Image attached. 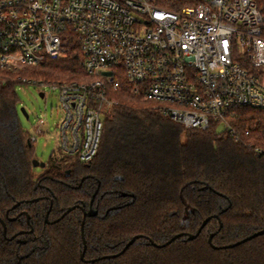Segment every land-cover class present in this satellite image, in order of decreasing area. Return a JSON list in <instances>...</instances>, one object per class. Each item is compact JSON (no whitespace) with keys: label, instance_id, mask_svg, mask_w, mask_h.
Segmentation results:
<instances>
[{"label":"trees","instance_id":"1","mask_svg":"<svg viewBox=\"0 0 264 264\" xmlns=\"http://www.w3.org/2000/svg\"><path fill=\"white\" fill-rule=\"evenodd\" d=\"M153 1L168 9L198 3ZM82 61L71 43L63 56L0 80V264H264V234L230 248L209 241L214 233V245L224 246L264 229V156L252 145L264 149V109L235 110L231 124L251 131L235 140L220 122L186 128L121 76L120 88L109 89L116 104L103 111L96 156L82 162L59 149L36 170L17 87L24 77L89 80ZM90 209L97 214L84 220Z\"/></svg>","mask_w":264,"mask_h":264},{"label":"built area","instance_id":"2","mask_svg":"<svg viewBox=\"0 0 264 264\" xmlns=\"http://www.w3.org/2000/svg\"><path fill=\"white\" fill-rule=\"evenodd\" d=\"M71 43L89 80L24 77L20 84L59 88L58 147L82 162L98 153L103 111L116 104L109 89L120 88L121 76L186 128L220 122L235 140L251 133L231 124L235 110L264 109L258 0H198L179 9L153 0H0V80L63 56Z\"/></svg>","mask_w":264,"mask_h":264},{"label":"rangeland","instance_id":"3","mask_svg":"<svg viewBox=\"0 0 264 264\" xmlns=\"http://www.w3.org/2000/svg\"><path fill=\"white\" fill-rule=\"evenodd\" d=\"M17 90L20 107H25L29 114V118H26L20 113L23 128L35 137V157L40 162L47 163L52 155L59 153L58 126L62 116L60 90L50 86L41 87L35 83L19 84ZM36 170L40 172L42 168L36 167Z\"/></svg>","mask_w":264,"mask_h":264},{"label":"water","instance_id":"4","mask_svg":"<svg viewBox=\"0 0 264 264\" xmlns=\"http://www.w3.org/2000/svg\"><path fill=\"white\" fill-rule=\"evenodd\" d=\"M104 74H106V75H111V72H110V71H106V72H104ZM41 95L43 96V94H41ZM20 110H21L22 114H23L26 118H29V114H28V112H27V110H26L25 107H21ZM45 165H46L45 162H40L36 157H34V159H33V166H34L35 168H36V167L43 168V167H45ZM73 208H74V207L69 208V209L65 212V214H66L67 212L71 211ZM94 214H97V210H93V209H90L89 211H86V210H85V211H84V220H85V218L87 217V215H94ZM48 216H49V213L46 214V220H48ZM211 218H212L211 216L208 217V218H206V219L203 221V223L201 224L200 228L198 229V231H197L195 234H189V238H190V239H194V238H196V237L200 234V232L202 231L203 227L209 222V220H210ZM84 220H83V226H84ZM0 221H1L2 225H3V227H4V233L6 234V232H7L6 222H5L2 218H0ZM262 234H264V229L259 230V231L255 232V233H253V234H251V235L245 237L244 239L237 241V242H234V243H231V244H227V245H224V246H216V245H214V243L212 242V239H213V236H214V233H212V234L210 235L209 241H210L211 245H212L214 248H222V247H223V248H230V247H235V246H237V245L240 244V243H243V242H245V241H248V240H250V239H252V238H254V237H256V236L262 235ZM16 235H17V234H15L13 237H16ZM183 235H184V233L177 234L176 236H173L170 240H168L165 244H162V245H159V244L155 243L154 241H152V242H153V244H155V245H157V246H163V245H166V244L171 243L174 239H176V238L179 237V236H183ZM140 237H142V235H136V236H134L133 238H131V239L127 242V244H126V246L124 247V249L122 250V252H124L128 247H130V246H131V245H132V244H133L138 238H140ZM83 238H84V232H83ZM85 249H86V240H85V238H84V251H83V253H82V258H84V256H85ZM106 257H112V255H108V256H106ZM98 259H99V258H97V259H93V260H91V261H95V260H98Z\"/></svg>","mask_w":264,"mask_h":264}]
</instances>
